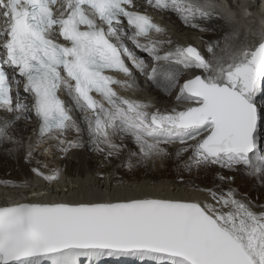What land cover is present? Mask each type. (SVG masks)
<instances>
[{
    "label": "snow or ice",
    "instance_id": "obj_1",
    "mask_svg": "<svg viewBox=\"0 0 264 264\" xmlns=\"http://www.w3.org/2000/svg\"><path fill=\"white\" fill-rule=\"evenodd\" d=\"M231 7L0 0V145H12L9 157L35 162L31 173L47 184L62 174L37 159L49 149L58 160L87 153L99 157L97 167L115 160L128 172L170 165L173 192L196 193L92 199L99 193L89 182L87 200L5 204L0 264H91L120 253L156 264H264V204L235 186L239 175L264 184L255 104L264 87V16L241 25ZM163 14L201 33L218 30L217 21L231 31L222 48L182 43ZM143 85L175 93L176 106L161 110L135 96ZM21 120L36 125L28 143L11 132Z\"/></svg>",
    "mask_w": 264,
    "mask_h": 264
},
{
    "label": "bare ground",
    "instance_id": "obj_2",
    "mask_svg": "<svg viewBox=\"0 0 264 264\" xmlns=\"http://www.w3.org/2000/svg\"><path fill=\"white\" fill-rule=\"evenodd\" d=\"M219 2L214 3L217 6L227 5L226 1L218 0ZM252 1V0H250ZM260 3L259 10L251 12L252 14L246 15L245 9L241 8V0L231 3V6L235 9L237 20L239 24H249L254 19H259L264 16V0H257ZM201 3H210L208 0H200ZM246 4V0H243L242 5ZM150 15L154 16L157 20L161 19L162 14L157 13L155 10L150 8H144ZM163 22L174 26L179 29V33L173 32V39H177L180 42H188L199 47H204L208 42H217L222 39L225 33L231 31V27L225 24L223 21H217L219 25L218 30L211 32H199L186 27H182L179 21L175 17L169 18L166 14H163ZM225 41L222 39L220 46H224ZM146 55V54H142ZM124 95H133L132 92H122ZM137 97L145 100L151 98L156 107L164 110L166 108H172L176 106L174 99L175 93L172 96H168L162 91H158L152 88H145L143 93H135ZM264 87L255 97V104H257L259 112L262 110L258 125L264 128ZM263 100V101H262ZM184 107V105H180ZM25 121L21 120L19 124L11 129V132L16 137H23L25 143L33 139V129L36 127L35 123H29L27 125ZM27 128V131H22V128ZM26 133L24 137L23 134ZM260 135L258 148L264 152V132L257 126L256 136ZM12 147V145H11ZM43 147V146H42ZM5 148L10 146L0 145V205L12 204L21 202L25 199L35 200L43 198L45 201H83L90 199L86 195V191L89 182L94 186L95 190L99 193L98 197H91L92 199H108L113 200L122 198L125 196L142 197L146 195L155 196H171L175 195H196V193H185L181 188L175 193L173 192V185L175 179V173L171 166L163 168H152V167H140L139 174L136 172L125 173L127 171L123 167H117V161L113 160L112 163H105L103 167H97L99 157L94 160L95 155L87 153H79L73 156V158L67 160H59L62 172L58 182L53 184H47L43 179L33 175L30 171V167L34 166L27 164L22 154L13 153L9 157L5 152ZM39 151V150H38ZM51 149H49V152ZM52 158V155L50 156ZM93 157V158H92ZM37 159L43 160L48 163L50 168H55L53 161L55 157L49 159L48 154L43 156H37ZM58 160V159H57ZM89 162V165L86 164ZM165 168L171 170L173 177H169L164 171ZM103 172V178L99 176V173ZM122 172L124 174H122ZM122 174V175H121ZM170 174V173H168ZM26 176V180L22 177ZM123 181V184H121ZM5 182H11L5 186ZM235 186L238 188H244V192L248 198L253 202L260 204L259 198L264 197V184H261L258 180L249 179L246 176L239 175L236 177ZM264 204V200H263ZM83 264H90L87 257H82ZM91 264H156V262L149 258H141L138 254L133 253H120L113 255H103L99 257H93Z\"/></svg>",
    "mask_w": 264,
    "mask_h": 264
},
{
    "label": "rangeland",
    "instance_id": "obj_3",
    "mask_svg": "<svg viewBox=\"0 0 264 264\" xmlns=\"http://www.w3.org/2000/svg\"><path fill=\"white\" fill-rule=\"evenodd\" d=\"M221 41H222V39H220L219 43H221ZM263 98H264V96H263L261 99H263ZM262 101H263V100H262ZM16 126H17V125H15V126H13V127L15 128ZM262 141H264V140L262 139ZM5 145L11 147V145H9V144H5ZM51 151H52V150H51ZM51 151L49 152L48 157H49V159H52V160H53V156H52V158L50 157V156H51V154H50ZM14 154H16V153H14ZM15 157L17 158V157H18V154H16ZM92 158H93V157H92ZM97 158H98V157H94L93 159L96 160ZM96 161H97V160H96ZM53 164H54V167H55V168H57V167L60 168V164H61V163H60L59 160L56 159L55 161H53ZM86 164L89 165V162L86 161ZM166 167H167V166H166ZM164 171H166V174H167L169 177H171V178L173 177V175L171 174V170L169 171L168 168H165ZM62 172H64V169L62 170ZM135 172H136V174H139V168H137V169L135 170ZM125 173L129 174L130 172L125 171ZM168 173H170V174H168ZM122 174H124V173L122 172ZM122 174H121V175H122ZM0 177H3V176L0 175ZM24 177H26V176H23L22 178H23L24 180H26V178H24ZM235 181H236V179H235ZM238 189H239V192H240V193H242V194H246V193L244 192V191H245L244 188H238ZM263 200H264V197L261 196V197L259 198L260 204H263Z\"/></svg>",
    "mask_w": 264,
    "mask_h": 264
},
{
    "label": "water",
    "instance_id": "obj_4",
    "mask_svg": "<svg viewBox=\"0 0 264 264\" xmlns=\"http://www.w3.org/2000/svg\"><path fill=\"white\" fill-rule=\"evenodd\" d=\"M5 205V204H4ZM4 205H0V206H4Z\"/></svg>",
    "mask_w": 264,
    "mask_h": 264
}]
</instances>
